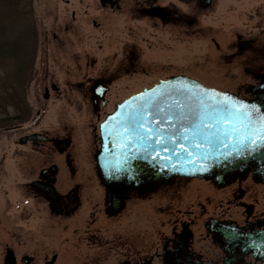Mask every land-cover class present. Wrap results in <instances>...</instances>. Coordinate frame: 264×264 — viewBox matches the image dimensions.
Wrapping results in <instances>:
<instances>
[{
  "label": "rangeland",
  "instance_id": "rangeland-1",
  "mask_svg": "<svg viewBox=\"0 0 264 264\" xmlns=\"http://www.w3.org/2000/svg\"><path fill=\"white\" fill-rule=\"evenodd\" d=\"M72 1L73 19L71 8L61 0H32L36 30L31 71L18 86L0 87V250L7 246L15 255L38 250L48 257L56 253L63 260L66 255L82 256L92 249H118L113 241L137 229L144 241L150 240L153 231L167 224L175 200L170 190L133 197L121 213L105 217L103 189L92 159L99 141L98 120L116 101L158 78L184 74L205 85L235 93L232 90L241 81L249 80L248 69L263 63L252 58H262L257 48L264 45V0H210L200 13L201 17L205 15V28L191 31L186 38L167 35L165 31L151 37L142 34L146 29L141 26V30H131L137 38L124 40L123 46L119 26H110L111 34L107 33L105 14L99 10L97 0ZM179 1L181 4L185 1L183 7L189 9L195 5V0ZM22 6L25 8L27 1ZM11 32L5 38L8 42H12ZM237 34L241 38H254L255 50L249 58L252 61L230 55L235 51ZM130 46L137 47L134 55L138 58L132 72H123L114 79L116 88L102 97L107 99L105 107L99 105L94 111L87 87L103 70L122 66L120 59ZM12 65L7 58L0 65V76L9 74ZM51 83L56 90L50 88ZM44 87L47 97H43ZM32 132L70 137L67 152L76 169L73 176L65 165L64 153L55 151L50 143L18 142L19 137ZM51 163L57 167V187L74 182L84 187L82 204L69 216L51 214L25 185L36 178L41 167ZM199 182L204 184L202 180L192 181ZM191 188L183 196L181 206L189 203L187 208L194 210L200 225V220L210 214L215 199L213 196L209 199L205 192L194 195ZM202 206L206 209L203 214ZM192 230L196 233L201 228L194 226ZM105 240H110V244H99ZM111 260L109 255L103 264H112Z\"/></svg>",
  "mask_w": 264,
  "mask_h": 264
},
{
  "label": "flooded vegetation",
  "instance_id": "flooded-vegetation-1",
  "mask_svg": "<svg viewBox=\"0 0 264 264\" xmlns=\"http://www.w3.org/2000/svg\"><path fill=\"white\" fill-rule=\"evenodd\" d=\"M61 2L70 8L73 6L72 0H61ZM97 2L99 10L105 14L104 21L107 26V33L111 32L110 26H119L120 46H123V41L128 38H137L138 35L132 31L141 30L139 29L141 26L146 29L142 32L143 35L160 36V32L165 31L167 35L173 33L176 36L182 35L184 38L189 36L191 31L195 33L196 30L206 26L205 15L201 17L200 14L206 6H203L200 0H195L192 9H189L188 6L183 7L185 1L181 4L179 0H106L103 4L99 0ZM197 14L199 23L197 22ZM70 15L73 19L74 11L72 8ZM219 26L222 28L221 25ZM236 37L235 51L230 55L233 58L240 55L245 62H249L251 60L249 58L252 56L251 51L255 50L254 38H241L238 34ZM134 48L137 47L130 46L124 49L126 54L123 55L124 58L120 59L122 66H119L118 69L103 70L91 80L89 87H87L89 95L90 88L96 80H101L102 84L106 86V94L110 89L116 88L115 78L123 72L126 74L132 72L138 59L134 55ZM257 50L261 53L260 57L262 58H252V60L263 63L259 62L258 64L261 65L248 69L249 74L246 77L249 80L241 81L239 86L232 91L239 95L243 93L242 96L249 99L258 100L259 95H263L261 91L255 89L264 79V45L258 47ZM53 85L51 83L50 87L52 88ZM106 103L107 99L105 98L100 106L104 108ZM105 113L106 111L103 115ZM47 137L53 138L48 135ZM44 143H50L52 146L50 140L40 141L36 145ZM64 162L69 174L73 176L76 169L68 152L64 154ZM49 165L41 167L36 178L25 185L34 197L46 204L51 214L69 216L77 211L82 204L84 187L80 182H74L64 188L57 187V168L53 174L49 171H40ZM260 165L256 159H251L248 163V174L240 178L236 173L233 179L224 186H218L208 179L173 176L168 180L158 182L152 192L131 191L126 203L133 197L166 190L171 191L170 195L175 200L167 224L161 225V229L153 231L150 234V240L144 241L141 230L137 229L133 233L121 234L118 240L113 241L118 245V249H92L82 256L78 254L66 255L63 260L60 259V255L58 258L56 253H51L48 257L47 253L40 255L38 250H33L30 253L15 255L11 249L13 264H103L108 260L109 255L112 256V264H264V252L260 256L259 250L264 249L263 242L256 240L251 242L247 237L249 234L264 230V178L258 173ZM50 177L54 179L53 182L48 181ZM193 180H202L208 183L209 190L213 195L205 196H213L215 199L210 214L200 220V225H197L198 219L194 210L187 208L190 204L181 206L184 192ZM191 204L193 203L191 202ZM202 209L203 214L206 212L205 206H202ZM103 213L107 219L111 218L104 212V203ZM194 226L201 228V230L194 233L192 230ZM217 228L219 230L215 232L214 230ZM98 230L99 228L97 232ZM103 242L110 244L111 241H100L99 244ZM146 249L152 250L147 251ZM249 249H257L255 256L252 251H248ZM5 251L6 249L0 250L2 264H7Z\"/></svg>",
  "mask_w": 264,
  "mask_h": 264
},
{
  "label": "water",
  "instance_id": "water-1",
  "mask_svg": "<svg viewBox=\"0 0 264 264\" xmlns=\"http://www.w3.org/2000/svg\"><path fill=\"white\" fill-rule=\"evenodd\" d=\"M99 1L103 4L106 0ZM200 1L203 6L210 2ZM101 84V80H96L90 88L93 110L97 109V100L106 90L99 88ZM200 89L205 92L201 93ZM255 90L263 95H259L258 100H247L176 74L120 100L99 121V147L93 153L95 173L104 188V212L108 216L117 215L125 207L130 191L150 192L158 182L172 176L212 179L223 186L236 173L243 178L251 159L261 164L258 173L264 178V140H258L264 137V79ZM47 96L45 89L43 97ZM226 97L234 106L231 116L221 112L224 119L211 121L210 129V121L203 120L206 131L203 135L197 134L195 129L199 127L201 114L208 112L209 106L225 103ZM140 123L144 127L138 129L139 138H134L131 129ZM185 136L188 139H184ZM46 139L44 133L32 132L19 137L18 142L37 144ZM50 140L58 153L64 152L70 144L69 137ZM40 171L53 174L56 167L52 164ZM48 181L54 179L50 177ZM247 237L251 242L264 244V230ZM5 249L6 263L13 264L12 250ZM255 250L248 251L255 256ZM259 250L262 256L264 249Z\"/></svg>",
  "mask_w": 264,
  "mask_h": 264
},
{
  "label": "trees",
  "instance_id": "trees-1",
  "mask_svg": "<svg viewBox=\"0 0 264 264\" xmlns=\"http://www.w3.org/2000/svg\"><path fill=\"white\" fill-rule=\"evenodd\" d=\"M25 1L27 6L24 8L22 2ZM32 3V0H0V65L7 58L13 64L9 74L0 76V87L10 88L15 84L18 86L27 79V73L31 71L36 30ZM10 32L12 42L5 39ZM21 39L23 42H20ZM29 41L31 43L28 44ZM30 48L32 51L29 53Z\"/></svg>",
  "mask_w": 264,
  "mask_h": 264
},
{
  "label": "snow or ice",
  "instance_id": "snow-or-ice-1",
  "mask_svg": "<svg viewBox=\"0 0 264 264\" xmlns=\"http://www.w3.org/2000/svg\"><path fill=\"white\" fill-rule=\"evenodd\" d=\"M196 87L199 88V85H196ZM200 91H201V93L205 92V90H203V89H200ZM216 95L219 96L220 94L217 93ZM208 98L211 99V97H208ZM225 101H226L225 103H223L219 106H215V107L209 106L208 112L201 114L199 127L197 129H195L197 131V134L203 135L204 131H206V129L203 128V120L207 119L210 121V123L208 124V128L210 129L212 127L211 121H217V120H223L224 119V117L222 115H220L221 112H224L227 115L231 116V114H232L231 109L234 106L231 105V103H230V101H228L227 97L225 98ZM141 112H142V110H141ZM132 119L134 120L135 116H133ZM143 127H144V125L142 123L132 127L131 132H132L134 138H139V136L137 135L138 129H143ZM233 131H235V129H233ZM140 135H143V133H140ZM208 135L211 136L212 134L209 133ZM205 138L207 139V137H205ZM184 139H188V137L185 136ZM258 140H264V137H258Z\"/></svg>",
  "mask_w": 264,
  "mask_h": 264
},
{
  "label": "bare ground",
  "instance_id": "bare-ground-1",
  "mask_svg": "<svg viewBox=\"0 0 264 264\" xmlns=\"http://www.w3.org/2000/svg\"><path fill=\"white\" fill-rule=\"evenodd\" d=\"M200 181V180H199ZM192 186V191H193V194L194 195H200L201 193H204L205 195H213V193L210 192L209 190V186H208V183L203 182H199V183H191L189 186H188V189L185 191V194L190 190V187Z\"/></svg>",
  "mask_w": 264,
  "mask_h": 264
}]
</instances>
